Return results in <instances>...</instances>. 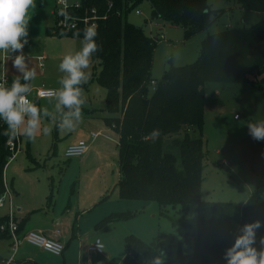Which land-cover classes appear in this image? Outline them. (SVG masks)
<instances>
[{
  "label": "trees",
  "instance_id": "1",
  "mask_svg": "<svg viewBox=\"0 0 264 264\" xmlns=\"http://www.w3.org/2000/svg\"><path fill=\"white\" fill-rule=\"evenodd\" d=\"M80 1L81 7L74 13L83 16L94 9L98 17L97 42L101 51L92 60L100 65L95 79L107 90L106 109L112 116L106 119L118 135L119 197L154 201L160 214L166 216L170 207L185 212L194 204L195 233L189 234L185 219L170 216L186 232L178 241V256L165 260V264H226L223 254L234 242L239 228L255 220L264 222V172L243 206L202 200L206 155L202 138L194 132H201L203 126L206 83L264 85V20L249 28L227 27L208 34L196 61L170 67L157 81L151 73L157 38L127 20L128 13L145 0ZM148 1L153 17L181 27L185 39L207 31L212 18L221 13L211 7L209 0ZM227 1H236L241 9L264 12V0ZM83 29L80 26L65 31L56 27L48 29L47 34L83 38ZM153 129L159 130L158 137L150 134ZM5 131L6 126L0 122V197L6 191L5 168L13 154ZM179 133L182 135L166 143V137ZM139 214V211L115 212L98 227L130 220ZM261 237L264 227L257 231V248ZM0 238H10L8 217L1 214ZM184 244H190V253L183 252ZM124 248L123 264H152L155 256L167 252L163 243L150 246L134 234L126 236Z\"/></svg>",
  "mask_w": 264,
  "mask_h": 264
},
{
  "label": "rangeland",
  "instance_id": "2",
  "mask_svg": "<svg viewBox=\"0 0 264 264\" xmlns=\"http://www.w3.org/2000/svg\"><path fill=\"white\" fill-rule=\"evenodd\" d=\"M209 4L213 9L221 11L219 17L212 18V24L207 31L189 39H185L181 27L153 17L151 3L148 0L128 13L127 20L130 23L142 28L148 36L157 38L151 71L154 79L157 81L162 79L164 73L172 66H182L196 61L201 52V43L208 34L220 32L227 26L249 28L264 20V12L241 9L236 1L209 0ZM136 9L141 13L137 14ZM1 60L0 73L6 62L5 59L3 62ZM10 68L14 73L9 76L13 79L17 73L12 66ZM34 68L37 76L32 82V92L39 89V85L42 84L44 85L40 87H52L46 89L59 87L58 80L52 84L40 74L41 68ZM46 69L47 62L44 70ZM90 70L91 79L82 86L86 94L83 108L94 110L97 117L92 119L90 115H83V120L75 131L65 132L57 127L62 114L55 112V101L43 99L36 103L42 110L47 109L53 114L55 120L42 116L41 130L36 133L33 140L19 136V150L5 168L7 184L10 185L11 180H15L22 189L19 202L22 207L37 209L36 215L41 217L55 212L56 221L62 229L76 218L78 230L82 229L86 236L80 245L77 244L79 240L73 239L64 250V252L67 250L68 254L74 250L75 260L79 254L84 264H87L89 259L93 261L92 264L121 263L125 255L123 237L126 234H135L150 246L163 243L167 250L164 259H175L178 256V241L186 232L177 220L185 219L189 224L187 230L189 234L195 233L196 206L191 204L185 212L170 207L166 216L160 214V208L154 201L119 199L116 186L121 175L118 135L101 117L102 111L106 110L107 90L95 79L100 72L99 63L91 62ZM201 88L203 89V86ZM204 88L206 97L203 126L201 132L200 130L194 132L196 137L202 138L206 155L201 199L233 202L243 206L259 185L264 172V141L254 140L249 135L247 127L249 122L264 120V85L208 82ZM153 91L151 89V92ZM33 94L30 95L31 100ZM235 115L237 118H234ZM43 127L51 128L50 134H45ZM92 132L97 135L90 143ZM181 135L182 133H179L166 137V143ZM80 137L90 143V152L81 157L66 158L65 147L71 140ZM223 159H226L225 163ZM178 166L180 168V163ZM104 192L103 195H109L108 199L89 212L75 211L73 215L68 212L70 203L83 205ZM31 195H34V199ZM14 197L15 208H18L20 206L17 204V197ZM113 198L121 200L119 202L129 207L126 208L127 211H139L140 214L131 220L121 221L115 225L118 227L112 225L113 227L110 226L108 229H96L95 224L103 217L99 212L102 208L112 206ZM5 206L0 208L1 213H6ZM172 215L177 219L176 222L170 217ZM114 228H120L121 233L125 232L122 234L123 237L118 236L117 229ZM97 238L104 244V252L90 254L87 248ZM20 245L14 254V261L16 255L19 256ZM29 246L32 250L38 249ZM63 246L65 247L64 244ZM10 248L11 239L0 238V255L8 252L10 256ZM191 251L190 244L183 245L185 254ZM62 257L44 254L49 264H62Z\"/></svg>",
  "mask_w": 264,
  "mask_h": 264
},
{
  "label": "clouds",
  "instance_id": "3",
  "mask_svg": "<svg viewBox=\"0 0 264 264\" xmlns=\"http://www.w3.org/2000/svg\"><path fill=\"white\" fill-rule=\"evenodd\" d=\"M35 7L36 0H0V59H11L17 73L10 85L0 83V122L6 126L4 134L10 141L17 136L35 139L42 127V116L55 120L53 114L30 99L37 73L28 66L23 49L29 42L31 11ZM82 32L79 49L65 54L57 66L63 74L58 79L59 87L39 93L41 98L55 101V112L62 114L57 127L65 132L75 131L83 120L86 94L82 85L91 79L92 58L101 51L96 27L87 26ZM247 127L254 140L264 141V120L249 122ZM43 132L50 134L51 128L43 127ZM150 134L158 137L159 130L153 129ZM262 227L264 222L255 220L239 228L234 242L223 254L226 264H264V237L259 239L260 247H256L257 231ZM152 264H165L163 253L155 256Z\"/></svg>",
  "mask_w": 264,
  "mask_h": 264
},
{
  "label": "crops",
  "instance_id": "4",
  "mask_svg": "<svg viewBox=\"0 0 264 264\" xmlns=\"http://www.w3.org/2000/svg\"><path fill=\"white\" fill-rule=\"evenodd\" d=\"M55 3H56V0H36V7H35V9H33L31 11V17L32 18H31L30 23H29V37H28L29 42H28V44H26L24 46V49H23V52L26 56V62L28 63V66L30 68H32V67H37L39 69L41 68L42 71H40L41 72L40 74L43 75L44 79L49 80V82L52 84H55L54 82H56L58 80L56 78H59L60 76L63 75L62 73H59L57 70V66H58L60 60L62 59V57L67 53L75 52L76 50H78L79 47L81 46V40L83 39L81 37L55 36V35L47 34L48 29L56 28V17L54 14ZM237 6H239V5L237 4ZM227 27H229V26H227ZM3 60L4 59H2L1 62H3ZM5 61H6L5 66L1 68L2 71L0 74H1V76L2 75H6V76L8 75L7 76L8 77L7 85H10L12 78L9 75L14 73L12 68H10V66H12V61H11V59H7ZM45 62H47V69L46 70H44L45 69ZM91 62H94L95 64L97 63L93 60ZM1 76H0V78H1ZM43 85L44 84L39 85V89L45 88V87H40ZM46 88H52V87H46ZM37 90H35V92L34 91L32 92V93H34L33 94L34 95L33 96V102H35V103H38L41 100H43V99H38L36 97V91ZM83 115H90L92 117V119L97 117V113H95L94 110L91 111L90 108H86L85 111L83 112ZM101 115L100 116L104 119L106 124L109 125L106 118L111 117L112 115L107 111V109L105 111H102ZM61 118H62V116H61ZM234 118H237V115H235ZM92 133L90 136L91 137L90 143H92L94 141V138H95L92 136ZM79 140H85V139H83L82 137L74 138L73 140H71L67 144V147H68V145L76 143ZM90 143H88L89 147H88V150L86 151L85 155L90 152V149H91ZM99 145H101V143ZM67 147H65V149ZM225 162H226V159H223V163H225ZM12 178H14V177H12ZM5 184H6V188L9 190V192L11 194V202H12L14 216H15L16 220L18 221L19 225L21 226L19 233H18V236L22 238L20 240L21 242L19 243V244H21L20 248L18 250L19 256L16 255L15 261L13 260L14 262H12L11 264H49L46 262V259L44 258V254L55 255V254H52V253H50V252H48L42 248L36 247V246L28 243L27 241L23 240V237L26 234V232H28L30 230L43 232L48 237H56V239L59 242H61L65 245V248L70 245V243L72 242L73 239L79 240V243H77V244L80 245V242H82V239L84 238V236H86V234H84L82 232V229L78 230V227L76 224V218L72 221V223L67 224L65 226V228L62 229L60 227L59 222L56 221V218L54 216L55 212H51V215H49L47 213V214H45V216L41 217L39 215H36L35 211L37 209H33V207H24V206L22 207V204L19 203L20 199H21L20 195H21L22 189L19 187L18 184H16L15 180H11V184L9 185V184H7L6 176H5ZM103 194H105V192L102 193L101 195H99L98 197H94L88 203L87 202L83 203V205H80V203L74 205V202L70 203V209L68 212L71 215H73L75 213V211L76 212H85V211L89 212L90 210L95 208L98 204H100V203H102L108 199L109 195L105 196ZM102 195H103V197L104 196L105 197L103 198ZM14 196L17 197V200H18L17 204L20 206L18 208H15V200L16 199ZM31 197H32V199H34V195H31ZM118 197H119V194H118ZM119 199H122V198L119 197ZM122 200L126 201L128 199H122ZM119 201H121V200H117V198H113L112 206L109 205L105 208H102V210L99 213L101 214L100 216H103V217L95 224L96 229H105V228L108 229V227H110L112 225L114 227H118L115 225H117L121 221H128V220H121V221L109 223V224L102 226V227H98V224L102 220H104L108 215L115 213V212H126L127 211L126 208H129V207L124 205L123 202H119ZM5 208H7L6 213L0 212V214L7 216L9 214V210H10L9 201H7ZM104 209L106 211H104ZM128 211H132V210H128ZM34 215H36V216H34ZM114 229H117L116 231H117L118 236L123 237L122 234H124L125 232L121 233L120 228H114ZM126 236H127V234L124 235V237H123V246H124V241H125ZM97 239H99V238H97ZM25 242L27 244L24 245ZM29 245L36 247L39 250L38 249L32 250V248ZM65 248H64V250H65ZM87 249L89 251V246ZM124 251H125V248H124ZM73 252H74V250H73ZM73 252L71 254H68L67 250H66V252L63 251V253L61 254L63 256L62 257V259H63L62 264H84V262H83V260H81V256L79 254L77 255L78 259L75 260V257H73L74 256ZM89 253H90V251H89ZM17 256H18V258H17ZM55 256H60V255H55ZM107 256H109V254ZM125 257H126V252H125V255H124L121 263H118V264H123ZM8 258H9L8 252L3 254V255H0V260H1L0 264H4ZM92 262L93 261L91 259L87 260V264H92Z\"/></svg>",
  "mask_w": 264,
  "mask_h": 264
},
{
  "label": "built area",
  "instance_id": "5",
  "mask_svg": "<svg viewBox=\"0 0 264 264\" xmlns=\"http://www.w3.org/2000/svg\"><path fill=\"white\" fill-rule=\"evenodd\" d=\"M81 7L80 0H56L54 7V14L56 17V27L65 31H73L78 29L80 26L84 28L87 26H95L97 28V15L96 10H91L88 14L86 12L83 16L78 15L73 12V10H78ZM136 13L140 14L141 11L136 9ZM163 37V36H162ZM8 82V77L6 75H2L0 78V83ZM155 86V82L152 83ZM153 86V88H154ZM52 89L40 88L36 91V97L38 99H45L39 96V93L42 91H48ZM31 99V98H30ZM96 133H92L93 137H96ZM19 136H17L14 140H9L8 145L12 150L13 154L10 157V160L15 157L18 147ZM88 143L85 140H79L76 143L68 145V147L64 151V156L66 158H75L83 156L88 150ZM9 201L10 210L8 217V231L11 239V248H10V256L6 260L4 264H11L14 260V254L17 251V248L20 243V238L18 236L19 233V223L16 220L13 212L12 202H11V194L9 190L6 188L4 194L0 197V208L4 207ZM23 240L28 243L42 248L52 254L61 255L64 251V246L61 242H59L56 237H48L43 232L30 230L26 232L23 237ZM89 251L91 253L101 254L104 251V244L100 239H96L93 243L89 245Z\"/></svg>",
  "mask_w": 264,
  "mask_h": 264
}]
</instances>
